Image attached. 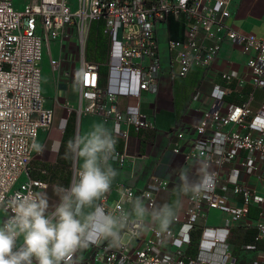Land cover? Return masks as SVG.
I'll list each match as a JSON object with an SVG mask.
<instances>
[{
    "label": "built area",
    "instance_id": "obj_1",
    "mask_svg": "<svg viewBox=\"0 0 264 264\" xmlns=\"http://www.w3.org/2000/svg\"><path fill=\"white\" fill-rule=\"evenodd\" d=\"M77 4V9L72 10L68 0H28L18 9L13 0H0V200L5 203L28 186L34 194L48 188L44 181L31 177V165L40 133L52 129L56 115L57 105L45 108L43 95L42 63L45 47L52 56V42H59L62 48L60 58L52 59L53 71H59L65 61L78 64L80 112L99 116L110 126L117 139V156L112 161L121 168L133 166L138 160L128 149L131 131L140 133L155 128L154 117L141 112V98L144 93H158L163 67L159 30L167 26L169 19L184 28L181 41L170 40L166 32L168 50L175 54L181 77L188 76L194 67L211 68L228 42L250 56L247 67L252 84L264 89V36L227 24L233 15V0H77ZM99 20L104 22V34L109 40L105 86L100 85L99 65L87 60L90 27ZM64 43L70 46L66 52ZM222 79L230 83L233 78L222 74ZM227 91L219 85L215 87V104L189 130L194 136L192 143L185 151L174 149L186 159L202 160L207 171L214 175V184L197 199L190 197L180 231L168 229L160 233L152 229L154 240L143 242L146 245L143 248H130V243L141 234L117 248L104 245L107 264H186L190 232L207 211L231 214L237 222H243L251 206L263 202L250 187L238 183L237 172L236 180L229 183L234 185V195L242 196L243 200L240 206H233L227 195L228 185L221 184L220 171L211 170L224 168L246 151L243 171L264 180V123L255 125L249 121L253 115V95L223 112L221 102ZM255 117L264 121V106ZM121 141L124 144L120 149ZM259 162L263 163L262 169ZM167 186L168 182L158 176L151 177L143 189L122 183L117 186L116 201L112 202L105 194L99 204L106 209H128L122 192L127 189L133 197H144L148 207H155L159 194ZM0 211L5 215L2 220L11 214V208ZM261 231L264 232V225ZM168 239L174 250L160 251L158 247ZM212 242L221 241L214 237Z\"/></svg>",
    "mask_w": 264,
    "mask_h": 264
},
{
    "label": "crops",
    "instance_id": "obj_2",
    "mask_svg": "<svg viewBox=\"0 0 264 264\" xmlns=\"http://www.w3.org/2000/svg\"><path fill=\"white\" fill-rule=\"evenodd\" d=\"M232 10L233 15L227 22L230 27L264 36V0H233ZM166 32L169 35L168 24L159 30L163 67L158 93H144L141 98V112L154 117L155 128L140 133L131 131L128 149L131 154L138 156L135 165L121 168L115 162L110 161L118 173L111 191L107 193L112 202L118 197L116 189L119 184L124 183L143 189L151 177L158 176L166 180L168 186L159 194L155 207L171 203L175 198L173 190L180 183V174L187 173L192 179L198 176L202 160L186 159L183 153L176 154L174 149L181 148L185 151L192 143L191 138L194 136L189 134V130L197 125L203 113L215 104L213 91L217 85L228 89L221 102L223 112L230 105L242 104L252 94L253 115L249 121L255 125L264 123L263 120L255 117L264 106V89L256 88L252 84L247 67L250 56L245 54L241 47L228 42L224 43L211 68L194 67L188 76L181 77L180 68L174 60L175 54L168 50ZM60 56L61 51L57 57L60 58ZM57 57L54 58L57 59ZM42 69L44 106L50 109L57 105L56 114L62 109L60 124L62 122L64 126L66 124V132L71 129L73 137L77 120L72 116L64 118L63 107L66 104L71 106V101L76 100V94L80 91V75L75 71L68 77L69 70L66 63H62L57 72H54L50 66L54 75L53 78L49 75L51 86L47 89L45 77L49 74L48 67L43 64ZM222 74L231 75L232 81L225 82ZM196 94L199 95L197 100L194 99ZM124 102L123 99L122 103ZM56 118L55 115L51 130L41 131L34 150L33 162L35 163L32 162L34 166L33 169L31 168V177L48 184V188L41 193L47 195L50 211L59 202L54 189L57 185L68 187L74 170V168L61 166L60 156L52 151L53 146L60 142V124L56 125ZM98 123H103L110 130V126L105 124L99 116H87L84 133L91 131ZM123 144L124 142L121 141L118 147L121 149ZM40 148L43 151H39ZM247 157L248 152L242 151L235 162L226 164L220 170L216 167H212L211 170L220 171L221 184L228 185L227 195L233 206H240L243 200L242 196L234 195V185L229 183L230 180H236L237 172L238 183L250 187L255 196L263 202L253 204L247 219L243 222H237L231 214L217 210L207 211L195 229L190 232L191 240L185 252L186 264H264V232L261 231V225H264V180L257 176H250L243 171L242 164ZM258 166L262 169L263 163L259 162ZM190 197V195L182 197L181 208L176 216L179 221H173L168 229L175 232L181 230ZM214 237L220 238L221 242L213 243ZM150 240H154L152 228L142 230L138 239L130 243V248H143L146 246L143 242ZM125 242L129 243L127 235H125ZM107 244L114 247L107 240L98 247L90 245L70 264H107L103 249ZM158 249L163 252L174 250L169 239Z\"/></svg>",
    "mask_w": 264,
    "mask_h": 264
},
{
    "label": "clouds",
    "instance_id": "obj_3",
    "mask_svg": "<svg viewBox=\"0 0 264 264\" xmlns=\"http://www.w3.org/2000/svg\"><path fill=\"white\" fill-rule=\"evenodd\" d=\"M116 145L113 131L103 123L74 135L63 145V158L74 161L77 167L70 186L54 189L59 202L51 211L47 195L32 193L30 186L14 193L6 203L0 200L5 212L11 208V214L0 222V264H70L78 251L90 245L107 240L120 247L125 235L130 240L148 228L166 232L176 219L182 197L197 199L214 184V175L200 162L195 179L180 174L171 203L148 207L144 197H133L123 189L130 207L106 209L98 201L111 191L118 174L110 163L116 159ZM60 147L57 142L52 151L59 154Z\"/></svg>",
    "mask_w": 264,
    "mask_h": 264
},
{
    "label": "rangeland",
    "instance_id": "obj_4",
    "mask_svg": "<svg viewBox=\"0 0 264 264\" xmlns=\"http://www.w3.org/2000/svg\"><path fill=\"white\" fill-rule=\"evenodd\" d=\"M27 1L28 0H13V2L15 4V7L18 8V9L19 8L22 9L26 5ZM68 2H69V6L72 8V10L77 9V7H78L77 0H68ZM66 42H68V41L66 40ZM63 46H64L63 52H66L68 50V47H70L68 45V43H64ZM51 47H52V53H53L52 56H51V53H50L49 49L47 47H45L44 59H43V63H42V65L44 64L46 67H48L47 72L49 74H46V77H45V84L47 86V89H49L50 86H51L50 81H49V75L52 76V78H53V75H54V72H51V70H50V66L52 65V59H55L54 57L59 56L60 51L62 50L61 44L58 43V42H52V46ZM96 48H97V42H95V45L89 49V52L91 53L92 51H95ZM57 59H59V58L57 57ZM63 63H66L67 66H68V70H69L68 71L69 72L68 73V77H70L71 74L73 72H75V71L79 74V67H78L77 63H75V62L69 63L67 61H65ZM76 95H77V98H76L75 101H71V106L64 105V107H63V115H64V118H68V117L72 116L73 118H75V120H77L76 124H75V129H74L75 133H74V135H81V134H84V130H85V118L87 116H96V115L81 114V112H80V101H81V98H82V90H81V88H80V91ZM61 111H62V109L58 112V114H56V116H57L56 125L60 124V122H61V117H60L61 114H62ZM71 126H73V122H71ZM66 129H67L66 124L64 126V123L62 122L60 124V129H59V139H60V142H61V147H60L58 155L61 158V166L65 167V168H70V169L74 168L73 176H72V177H74V174L76 172V167H77V166L74 167L75 162L74 161H68V160H65L63 158V154H64V151H65V148H64L63 145H66L67 141L70 138H72L71 129L69 131H67V132H66ZM33 163H35V161ZM33 163L31 165L32 169H33V166H34ZM72 179H71V181H72ZM71 181H69V183H71ZM69 185L70 184H68V186ZM4 217H5L4 212L0 211V222L3 221L2 219Z\"/></svg>",
    "mask_w": 264,
    "mask_h": 264
},
{
    "label": "trees",
    "instance_id": "obj_5",
    "mask_svg": "<svg viewBox=\"0 0 264 264\" xmlns=\"http://www.w3.org/2000/svg\"><path fill=\"white\" fill-rule=\"evenodd\" d=\"M169 38L170 40L181 41L184 39L183 26L175 21L169 19ZM97 42L95 51L89 52V49ZM109 40L104 34V22L102 20L93 21L90 27L89 36L87 40V60L95 62L99 65L100 85L105 86L108 76V68L106 62L108 60ZM33 178V177H32Z\"/></svg>",
    "mask_w": 264,
    "mask_h": 264
}]
</instances>
